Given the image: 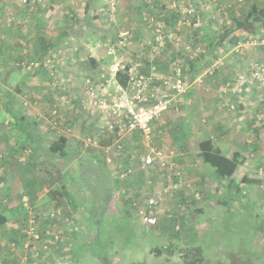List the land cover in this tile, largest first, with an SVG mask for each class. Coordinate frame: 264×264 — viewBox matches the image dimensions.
<instances>
[{"label": "rangeland", "instance_id": "374dc122", "mask_svg": "<svg viewBox=\"0 0 264 264\" xmlns=\"http://www.w3.org/2000/svg\"><path fill=\"white\" fill-rule=\"evenodd\" d=\"M63 1L70 5L71 24L84 28L78 36L71 31L72 40L55 53H42L38 44L34 49L28 42L20 45L24 41L7 50L0 41V57L9 53L10 59L0 60L1 93H10L13 104L35 119L44 138L40 145L49 148L59 141L72 155L68 161L57 156L48 161L21 140L15 152H0V167H17L15 174L0 175V183L15 191L33 177L32 192L21 190L15 198L25 204L19 207L18 234L1 240L6 264H185L187 248L201 250V264L225 261L234 239L221 226L224 208L217 200L228 191L226 186L217 191L216 183L204 179L199 143L210 139L224 156L243 158L241 174L254 182L240 186L243 199L252 219L264 222V30L234 34L240 42L218 47L215 59L192 81L183 59L200 61L206 36L218 40L232 17L243 19L252 4L264 6V0L36 4L46 11ZM254 67H262L259 79ZM116 73L127 78L124 87ZM188 88L195 100L193 116L183 100ZM129 106L162 108L149 124V139L130 126ZM188 117L192 135L183 142L175 134ZM151 148L162 151L164 166L157 160L144 164ZM90 156L104 160L105 174L81 172L79 162ZM51 187H64L77 212L67 218L49 203L44 194ZM151 198L156 204L149 209ZM34 199H39L35 208ZM150 211L153 225L144 222ZM251 242L257 251L264 247L253 231Z\"/></svg>", "mask_w": 264, "mask_h": 264}, {"label": "trees", "instance_id": "16d2710c", "mask_svg": "<svg viewBox=\"0 0 264 264\" xmlns=\"http://www.w3.org/2000/svg\"><path fill=\"white\" fill-rule=\"evenodd\" d=\"M260 30H264V6L252 4L243 19L235 17L231 18V25L222 35H220L218 40L211 36H206L207 42L205 44V49L203 50V53L197 56L200 58V61L194 62L189 59H183L184 63L187 65L186 70L189 80H194L199 73L206 68V66L211 64L212 59H215L213 54L218 47H221L226 42L228 45L238 44L240 42L238 37H234L235 32L241 31L244 34L249 35L255 34ZM38 42L40 51L45 53L47 50L45 41ZM209 75L212 76L211 74ZM115 80L119 85L124 87L127 78L120 73H116ZM5 99L7 106L6 110L14 119L12 127L20 133L21 141L24 142V145L28 144L33 146L35 150L41 153L48 161L54 156L60 157L66 161L71 158L72 155L60 147L59 141H53L49 148L40 145L44 138L41 131L38 130V126L36 127L37 130H34L31 127L33 124L30 125V119H26L22 111H15L13 109L12 104L14 98L11 97L10 93L6 95ZM183 100L184 104H186L190 110L192 109L189 111L192 114L194 112L195 100L191 89H187ZM188 118V120H185L180 131L175 134L176 138L182 139L183 142H187L192 135V124L190 121L193 119L191 117ZM199 154L202 160V175L204 179H209L216 183L217 191L223 186H226L228 191L225 197L219 196L217 202L224 208L220 217L221 226L230 237L234 239V243L230 246V250L227 252V259H225V261H217L214 264H264V247L257 251L253 248L251 242L252 231L264 240V222L252 219L249 202L247 199H245V201L243 199L246 196V193L243 191L244 188L240 187L254 183L246 177L245 173L241 174L242 169L240 166L242 165L241 161H243V158L240 157V159H238L237 156L239 155H234L231 158L224 156L217 144H214L210 139L199 143ZM76 156L78 155H75V157ZM46 163L47 161H45L44 164ZM104 164L105 162L101 157L90 156L87 163L80 161L78 167L80 170H83L81 171L82 173H84L85 170L90 171L91 169H94L98 173L105 174L104 171H102ZM47 170L50 169L48 168ZM98 177H100V175H98ZM84 182L90 186L91 190L93 189L87 179H84ZM46 196L54 206L63 209L67 218L78 210L77 203L70 199V196L64 187H51L47 191ZM0 218L3 220L0 222L1 225L5 219L2 216H0ZM182 258L185 264H201L204 259L199 248H187Z\"/></svg>", "mask_w": 264, "mask_h": 264}, {"label": "crops", "instance_id": "0c3cea01", "mask_svg": "<svg viewBox=\"0 0 264 264\" xmlns=\"http://www.w3.org/2000/svg\"><path fill=\"white\" fill-rule=\"evenodd\" d=\"M36 2H40V0H0V41H5L3 43L7 46V50L10 48L11 43L19 41L20 45L25 46L28 42L30 47L34 49L36 44L39 49L38 41H45L46 45V54L55 53V47L61 45L65 46L69 44V41L72 40L71 31L76 30L75 36H78L80 30L84 28H80L79 26L75 28L74 24L70 22L71 9L69 4H65L63 1L61 7L58 5L51 4V8H47L46 11H41ZM40 15H44L39 18ZM40 19V21H39ZM42 21V22H41ZM80 23V22H79ZM43 26V28H42ZM239 32V31H238ZM238 32L234 34L237 35ZM65 41V42H64ZM227 43V42H226ZM228 44V43H227ZM240 45V44H239ZM261 46V45H259ZM257 50L261 51V48L257 47ZM24 51V50H23ZM26 52V51H25ZM23 53V52H22ZM261 55V54H260ZM9 53H6L0 57L2 62L9 61L7 57ZM7 69H5L6 71ZM5 71L3 77H5ZM1 73V72H0ZM23 77V76H22ZM27 86L28 83L25 81L24 84L19 85L17 88L18 91L21 90L22 86ZM7 91H10L9 86H6ZM5 89V88H4ZM34 91L39 90L38 87L33 88ZM33 91V92H34ZM5 90L2 89V93L0 96V152H4L3 155H7V152L10 154L16 151L14 147L16 141L21 140V135L17 132L12 126L14 124V119L11 117L9 112H7L6 99L4 96ZM69 92V87H68ZM36 93L34 92L33 95ZM49 94V93H48ZM47 94V97H48ZM53 93L49 94V101H51V97ZM36 103V101H35ZM13 109L22 111L24 117L26 119H30L31 126L34 130H37V124H35L32 119V115L26 114L21 106L18 104H12ZM39 113H37L38 115ZM34 117V116H33ZM10 124V125H9ZM35 124V126H34ZM5 129H4V128ZM42 133V131H41ZM14 137V139H12ZM5 143H9V146H6ZM24 149V148H23ZM28 148H25V150ZM30 150V149H29ZM17 167L3 165L0 167V175H3V178L7 175L15 174ZM23 174V173H22ZM25 174V172H24ZM27 179L24 180V183L19 185V187L14 186L15 191L10 188L9 183H0V195L4 197L0 202V216L4 217L5 221L0 225V264H6L7 257L3 254V243H1L2 239L8 240L11 237H15L18 234L17 223L19 222L18 214L20 205L23 207L25 204H21L19 201H16V195L21 190L22 192L25 189H29L28 192H32V185L28 183V181L32 180V176H27ZM26 182V183H25ZM32 182V181H30ZM49 189L45 192L47 193ZM46 193L44 195H46ZM13 197V199L11 198ZM47 197V196H46ZM40 199V198H39ZM39 199H34L33 205L30 204L31 207L35 208L36 203ZM28 202L26 197L20 198V201ZM48 200V199H47ZM53 206L54 204L48 200ZM29 206V208H30ZM56 207V206H55ZM57 208V207H56ZM63 210V209H62ZM35 211V209H34ZM2 218H0V222H2ZM4 241V243L6 242Z\"/></svg>", "mask_w": 264, "mask_h": 264}, {"label": "built area", "instance_id": "2783aa9c", "mask_svg": "<svg viewBox=\"0 0 264 264\" xmlns=\"http://www.w3.org/2000/svg\"><path fill=\"white\" fill-rule=\"evenodd\" d=\"M262 66V65H260ZM254 77L259 79V71L262 70V67H254ZM162 110L161 107L159 106H151L148 108H139L135 109L132 107H127V112L129 114V121H130V126L132 128H137L140 131L144 133V137L146 139H149V124L153 120L154 117L158 115V113ZM163 153L160 150L151 148L149 152L144 156L143 161L144 164L149 166L153 164L156 160L159 162L161 166H164V163L162 162ZM155 200L153 198L149 199L147 207L149 209H152L155 207ZM144 222L148 225H153L156 223L155 217L152 215V211L149 212V216H146L144 218Z\"/></svg>", "mask_w": 264, "mask_h": 264}]
</instances>
